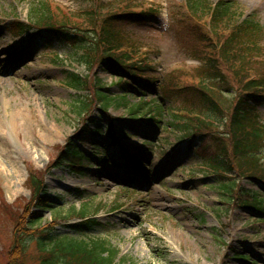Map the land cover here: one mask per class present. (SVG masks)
<instances>
[{
	"label": "rangeland",
	"instance_id": "1",
	"mask_svg": "<svg viewBox=\"0 0 264 264\" xmlns=\"http://www.w3.org/2000/svg\"><path fill=\"white\" fill-rule=\"evenodd\" d=\"M39 1L0 0V72H8L6 84L0 82V111L7 102L23 108L15 126L4 120V134L0 132V264H8L13 210L25 214L23 230L36 220L43 228L52 215L61 213L65 219L57 223L52 239L104 242L118 252L115 264H264V218L230 205L218 177L196 154L199 144L189 145L184 132L165 125L158 130L145 122L148 108L135 119L130 116V109L141 102L139 95L113 101L106 111L95 102L96 124L91 128L100 136L86 134L87 139L77 143L74 137L84 116H77L73 107L84 96L94 98L96 90L75 89L70 85L73 75L93 83L102 80L101 88L112 98L125 93L118 77L102 68L91 72L70 46L33 33L17 38L10 20L17 17L29 24ZM49 1L74 16L94 7L92 0ZM132 1L137 12L156 10L146 21L124 26L138 53L149 57L154 74L163 78L175 69L195 70L200 63L186 45L195 41L187 27L179 25L189 19L186 0ZM237 1L264 24V0ZM166 106L179 107L170 101ZM259 113L264 124V105ZM111 117L118 119L117 144L107 134ZM168 121L165 117L164 123ZM70 138L86 158L85 169L73 172L65 166L49 171ZM30 167L46 173L44 182L54 204L50 210L25 211L32 199L27 188ZM241 186L264 198V187L256 182L244 180ZM5 205L10 210H4ZM85 207L87 217L100 211L94 217L99 225L76 234L71 226L80 220L69 215ZM37 240H30L26 264H39Z\"/></svg>",
	"mask_w": 264,
	"mask_h": 264
},
{
	"label": "trees",
	"instance_id": "2",
	"mask_svg": "<svg viewBox=\"0 0 264 264\" xmlns=\"http://www.w3.org/2000/svg\"><path fill=\"white\" fill-rule=\"evenodd\" d=\"M92 1L93 8L74 16L53 7L49 0H40L31 10L30 23L18 22L13 29L18 36L36 33L40 38L60 41L73 48L78 60L91 72L102 68L118 77V85L126 95H147L151 102L141 97V103L130 109V115L138 117L149 106V121L154 127L165 125L184 132L192 147L199 144L196 154L216 174L229 202L264 218V198L241 186L242 181L250 180L264 187V124L259 113L264 105V24L258 15L245 13L237 0H186L189 19L179 25L187 27L192 35L194 45H186L200 64L190 72L183 68L159 78L149 57L138 53L124 29L127 23L146 21L156 10L137 12V3L132 0L109 4ZM71 80L70 85L77 90H96L94 98L84 96L73 107L79 117L88 116V124L74 138L83 141L87 133L100 136V131L91 128L96 124L91 118L94 103L99 102L106 111L116 99L101 88L100 79L94 84L73 75ZM169 101L179 105L180 114L171 113L175 108L166 106ZM165 117L170 121L164 123ZM107 133L116 141L113 123ZM72 140L54 159L49 171L61 166H69L74 172L84 168L85 156ZM28 173L27 188L32 199L25 207L26 213L30 207L50 210L54 204L44 182L46 173L33 167ZM4 210L10 207L5 205ZM11 214L15 226L8 264H26L30 240L36 239L39 264H115L118 252L104 242L52 239L57 223L65 219L61 213L52 215L53 220L43 228L36 220L24 230L25 214L14 210ZM87 215L85 207L69 217L83 220ZM98 225L97 219L90 218L71 228L76 234H84Z\"/></svg>",
	"mask_w": 264,
	"mask_h": 264
},
{
	"label": "bare ground",
	"instance_id": "3",
	"mask_svg": "<svg viewBox=\"0 0 264 264\" xmlns=\"http://www.w3.org/2000/svg\"><path fill=\"white\" fill-rule=\"evenodd\" d=\"M9 74H12V73H9ZM6 75H8L7 71H3V73L0 72V82H2L4 85L6 84L5 83V76ZM1 87L5 88V86H1ZM2 94H3V96H5L4 92ZM22 112H23L22 107L17 108V107H14L9 102L5 103V111L4 112L0 111V132H2L1 135L4 134V131H3L4 130V123H3L4 120H11V123L15 126V123L17 121L16 116L18 114H21Z\"/></svg>",
	"mask_w": 264,
	"mask_h": 264
}]
</instances>
